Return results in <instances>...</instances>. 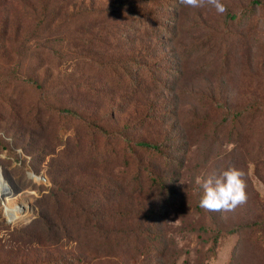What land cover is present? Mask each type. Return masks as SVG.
Segmentation results:
<instances>
[{
	"label": "rangeland",
	"instance_id": "374dc122",
	"mask_svg": "<svg viewBox=\"0 0 264 264\" xmlns=\"http://www.w3.org/2000/svg\"><path fill=\"white\" fill-rule=\"evenodd\" d=\"M110 2L84 0L94 13L66 21L44 2L0 9V264H51L76 256L67 235L90 241L82 219H59L50 196L64 185L92 193L101 235L122 236V254L83 264H264V0H221L223 14L131 0L134 16L107 13ZM98 127L164 142L169 158L122 151ZM229 165L245 173L247 202L202 209L197 179ZM61 223L74 226L56 237ZM209 229L222 231L212 251Z\"/></svg>",
	"mask_w": 264,
	"mask_h": 264
},
{
	"label": "trees",
	"instance_id": "16d2710c",
	"mask_svg": "<svg viewBox=\"0 0 264 264\" xmlns=\"http://www.w3.org/2000/svg\"><path fill=\"white\" fill-rule=\"evenodd\" d=\"M35 1V0H33ZM32 0H26L23 2V0H0V9L3 10L7 7H10L14 4H16V6L22 7V8H26V7H30V5L32 7H35V9L38 7L43 6V2L45 3V6H43L42 11L46 9L48 10L49 7L51 8H56V10L59 11L60 15L63 14L64 19L62 21H66L67 20V16L68 12L70 17L72 18H76L77 16H84L85 11L87 12H91L94 13L93 8L94 5H90L89 9H81L80 5L81 3L84 2V0H43L41 3L39 2V0H36L35 2H33ZM16 2V3H15ZM109 8L107 10V13H111V14H120V13H126L128 15H132L134 16V12L132 10V5H131V0H111L110 4L108 5ZM31 8V7H30ZM34 12L36 14H33L31 17V24H35L36 22H41L39 19V10L36 11L34 10ZM63 12V13H62ZM45 12H43L44 14ZM47 14V13H46ZM48 17V15H46V17L43 18V20H46ZM70 21V19H69ZM104 23V21L102 22ZM147 26V25H146ZM145 31H147V27H145L144 29ZM19 37V36H18ZM18 37L16 38V41L18 39ZM56 113L58 115V117H73L76 118L77 120L84 122L85 124L88 125V127L95 125V120L91 119V118H84L81 117L76 111H72L70 109H55ZM242 112H240L239 115H241ZM231 114L226 116V120H228V117H230ZM232 117L234 118H240V116H237V114L235 116L232 115ZM100 130V136H102L104 138V140L107 138L109 140V142H112L111 140L120 142V146L122 147L121 150L125 151V150H130L131 152H137V151H150L153 152L157 155H161L163 157H168V155L166 154V145L164 142H159V143H151L148 141H134L132 139H130L126 132V129H122V130H113L112 132L107 130L105 127H98ZM76 136V135H75ZM123 157V156H122ZM120 159V158H119ZM123 160L124 157H123ZM153 172V171H149V174L147 173V180H152L155 181L156 179L160 177ZM10 185V184H9ZM12 188V187H11ZM124 191L125 189H121V191L118 193V196H123L124 195ZM55 192V193H54ZM53 192V194L50 196L51 199H60L62 200L63 204L60 205L61 207L64 208V214H65V218H61L59 217V219H61V221H67V222H72L73 221H78L80 219H82V222L86 223V225H88L91 229L95 230V234L92 235V237L90 238V241L84 243V239L81 238L80 236L75 237L72 235H67L69 236V244H75L73 248H71L69 250L70 253L72 254H76V256H70L68 259H66L67 257H57V255H53L51 254V258L49 256V260H52L51 264H83L86 263L87 258H91V261H94L95 263H100L102 259H104L107 256H117L116 253L117 252H121L120 251V247L123 245V242H121V238L122 236H108V237H104L103 235L100 234L101 232V221L99 219V216H101L100 211H98L99 209H96L95 211L92 210L89 206V203L87 201V198L89 197V195H91L92 193L90 191H86V190H76V191H69V187L68 185H64L61 186L57 189H55V191ZM100 198V197H99ZM40 219V218H39ZM79 224V223H78ZM74 225H71V227H68V223L63 225V223H61V226L56 227L55 229V236L57 237L58 234H60L61 232L68 234L69 229L68 228H73ZM112 228H114V226L110 225ZM141 226V225H140ZM52 228H48L47 230H50ZM100 230V232H99ZM239 229H232L230 231H228L229 234H233L234 232H236ZM208 232H210L211 237H210V241H211V251L216 249V246L218 245L219 239L221 238L222 235V231L220 229H209L207 230ZM38 232V231H36ZM147 233V232H146ZM147 235V234H146ZM128 237H134L132 235H129ZM142 237V236H139ZM143 238V237H142ZM63 237H61L59 239V242L54 243L53 246L57 247L60 246V240H62ZM129 240L131 238H128ZM146 240H150V238L147 236ZM131 241V240H130ZM135 242H139L136 238H135ZM153 245L155 246V250L154 252L156 253L157 249H160V245L163 244L162 242L163 239L162 237L160 238L155 237V240L152 239ZM39 244V242H37ZM140 243V242H139ZM86 244V245H85ZM40 245V244H39ZM113 245H117L119 246V251H113ZM141 245V244H139ZM87 251H84L86 248ZM70 248V247H69ZM122 248V247H121ZM112 251V252H111ZM122 254V252H121ZM69 256V255H68ZM122 256V255H121ZM56 258V260H53L52 258ZM122 258V257H121Z\"/></svg>",
	"mask_w": 264,
	"mask_h": 264
},
{
	"label": "clouds",
	"instance_id": "9594fccd",
	"mask_svg": "<svg viewBox=\"0 0 264 264\" xmlns=\"http://www.w3.org/2000/svg\"><path fill=\"white\" fill-rule=\"evenodd\" d=\"M181 5L199 8L205 3L223 14L227 11L221 0H179ZM243 170L229 165L206 178H198L197 184L202 189L199 206L209 212H232L247 202V185Z\"/></svg>",
	"mask_w": 264,
	"mask_h": 264
},
{
	"label": "bare ground",
	"instance_id": "6f19581e",
	"mask_svg": "<svg viewBox=\"0 0 264 264\" xmlns=\"http://www.w3.org/2000/svg\"><path fill=\"white\" fill-rule=\"evenodd\" d=\"M1 182H2V178L0 177V184H1Z\"/></svg>",
	"mask_w": 264,
	"mask_h": 264
}]
</instances>
